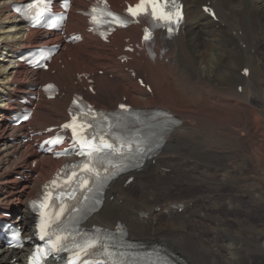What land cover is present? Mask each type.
<instances>
[{
	"label": "bare ground",
	"instance_id": "obj_1",
	"mask_svg": "<svg viewBox=\"0 0 264 264\" xmlns=\"http://www.w3.org/2000/svg\"><path fill=\"white\" fill-rule=\"evenodd\" d=\"M16 1L21 0H0V212L10 209L12 220L29 226L33 216L27 199L35 196L60 161L40 157L28 144L16 143L14 133L23 126L12 128L5 123L4 97L13 98L29 88L23 79L28 77L26 69L10 62L30 41L23 23L9 11V4ZM110 1L115 7L122 3ZM184 2L183 33L158 45L154 61L134 59L129 68H134L135 78L115 56L122 54L125 37L138 38L136 27L116 34L117 50L85 33L83 42L68 45L66 54L71 57L63 56L64 68L56 65L54 74H39L40 80H55L65 87L66 95L42 99L31 122L45 130L64 121L65 107L76 89L74 74L83 70L103 69V74L94 76L97 95H88L101 107H116L126 96L134 106L160 105L177 111L181 123L168 135L161 153L145 163L142 172L115 181L89 224L109 227L120 221L131 238L161 244L179 264H207L192 247L214 260L215 237L221 236L224 260L219 264H255L264 259L251 255L253 245L264 255V237L246 223L249 215L253 217L252 207H264V93L256 87V78L262 77L258 71L264 68V0ZM207 2L214 4L218 21L202 12ZM86 4L75 0L74 7L85 9ZM68 18L67 30L83 33L84 18L73 11ZM56 40L50 37L47 43ZM245 67L248 76L241 74ZM109 73L113 76L108 78ZM140 75L151 93L136 82ZM32 158H38L31 169L36 176L16 180V174H28L25 170L30 169ZM128 176H135L137 191L125 188ZM250 178L254 181L249 182ZM173 192L182 194V199L171 198ZM241 212L247 217L239 218ZM142 213L147 217L142 218ZM239 248L245 251L238 252ZM21 255L22 251L0 247V264Z\"/></svg>",
	"mask_w": 264,
	"mask_h": 264
},
{
	"label": "snow or ice",
	"instance_id": "obj_2",
	"mask_svg": "<svg viewBox=\"0 0 264 264\" xmlns=\"http://www.w3.org/2000/svg\"><path fill=\"white\" fill-rule=\"evenodd\" d=\"M47 0H34V6H38L40 4H46ZM164 3H167V0H164ZM161 4V0H140V3L137 4L135 7L129 6L127 11L132 15V16H136L138 14H140L141 12H147L148 11V7L146 5H150L152 8V15L156 16L157 19H161V20H165L167 22H171V13L169 12H165L162 11L160 15L157 16V6ZM44 11H46V7L44 9H40L39 7H37V11H36V15H43ZM95 11V10H94ZM109 16H114L113 13H108ZM177 18H179L180 13L179 11H177L176 13ZM97 17L93 16L92 20L95 22L97 21ZM114 22L116 23H123V21L120 20L119 17H114ZM169 31H171V29H169ZM146 40L149 39V34L146 32L145 37ZM125 105H121V108H124ZM76 119L77 117H73V122L69 123V124H65L63 125V127L65 128H70L72 130V133L74 136H77V125H76ZM82 127V126H81ZM90 127V125H89ZM78 143H80L81 147L84 148H89L91 147V145L88 143L87 141V137L85 136L83 139L78 140ZM109 147H111V145H108ZM89 155H91V153H89ZM85 168H88V165H85ZM89 171H91V169H88ZM75 175V173L73 174ZM63 209H61L62 211ZM47 227V225H40V229L41 232L43 233L41 236V239H44L45 236L48 235L47 231L45 230ZM63 239V237L57 236L56 237V241H49V243L52 245V249L53 251H61L64 250L62 245H59V241H61ZM75 247H80L79 245H76ZM34 259H39V250L38 252L34 255Z\"/></svg>",
	"mask_w": 264,
	"mask_h": 264
},
{
	"label": "rangeland",
	"instance_id": "obj_3",
	"mask_svg": "<svg viewBox=\"0 0 264 264\" xmlns=\"http://www.w3.org/2000/svg\"><path fill=\"white\" fill-rule=\"evenodd\" d=\"M263 70H264V68L262 66L260 68V71H258V72H261L262 73V77L260 78V80H258L256 78V80H257L256 87L258 86L257 88L260 90V92H263L264 93V72H263ZM109 77H111V74H109ZM253 181H254V178H250L249 182H253ZM130 189H131V191H137L138 190V184L136 182H133V184H132V186H131ZM178 194H179L180 197H182V194L177 193V192H173V194L170 195V197L171 198H173V197H179ZM251 211H252L253 217H251L249 215L246 225L247 226L252 225V229L251 230H253L254 233L255 232H259V233H261V235L263 234L262 236L264 237V232H263L264 231V207L263 208L252 207L251 208ZM239 215H241V216H239ZM239 215H238L239 218H242V219L247 217V214H245L244 212H241ZM164 218H165V216H164ZM154 224H156V222H154ZM210 236H211V239H212L213 235H210ZM190 240L193 241L192 238H189L188 239V241H190ZM215 241L217 243V247L215 249V255H214L215 258H214V260L213 259H210L206 255H203L202 252H201V250L200 249H196V247H192V250L194 252H197L199 254V256H201V259L203 260L204 263L207 262V264H219L218 262H220V260H224V257L221 256V254L223 253V243L221 241V236L220 237L219 236H216L215 237ZM193 242L195 243V241H193ZM253 250L255 252H253L254 254H251V255L254 258H260V259L262 258V259H264V255L261 254V253H259L260 252L259 247L253 245ZM243 251H245L244 248H239L238 249V252H243ZM255 264H264V261H261L260 260V261L256 262Z\"/></svg>",
	"mask_w": 264,
	"mask_h": 264
}]
</instances>
